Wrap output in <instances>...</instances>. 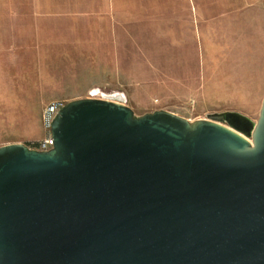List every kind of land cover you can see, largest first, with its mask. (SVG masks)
<instances>
[{
    "label": "water",
    "instance_id": "water-1",
    "mask_svg": "<svg viewBox=\"0 0 264 264\" xmlns=\"http://www.w3.org/2000/svg\"><path fill=\"white\" fill-rule=\"evenodd\" d=\"M93 92L0 144V264H264V91L255 120Z\"/></svg>",
    "mask_w": 264,
    "mask_h": 264
},
{
    "label": "rangeland",
    "instance_id": "rangeland-1",
    "mask_svg": "<svg viewBox=\"0 0 264 264\" xmlns=\"http://www.w3.org/2000/svg\"><path fill=\"white\" fill-rule=\"evenodd\" d=\"M0 0L9 48L0 144L36 142L52 101L122 93L139 115L257 117L264 91V0ZM19 7V8H18ZM17 9L19 11H17Z\"/></svg>",
    "mask_w": 264,
    "mask_h": 264
},
{
    "label": "crops",
    "instance_id": "crops-1",
    "mask_svg": "<svg viewBox=\"0 0 264 264\" xmlns=\"http://www.w3.org/2000/svg\"><path fill=\"white\" fill-rule=\"evenodd\" d=\"M34 2L41 6H53L54 3H57L56 0H34ZM11 11H14L11 5L0 4V21H8ZM17 11L19 10L17 9ZM4 33L5 30L3 32V29L0 28V92L8 91L9 88V48L6 37H3Z\"/></svg>",
    "mask_w": 264,
    "mask_h": 264
},
{
    "label": "built area",
    "instance_id": "built-area-1",
    "mask_svg": "<svg viewBox=\"0 0 264 264\" xmlns=\"http://www.w3.org/2000/svg\"><path fill=\"white\" fill-rule=\"evenodd\" d=\"M62 105L63 104L60 102L52 101L45 107V109L43 110V113H42V121H43L44 126L46 128H48V124H49L51 118L53 117V115L55 114V112ZM51 144H52V140H51L49 134H47V136H45L44 138H42L36 142L27 143L26 145L29 148H33V149H37V150H46V149L51 147Z\"/></svg>",
    "mask_w": 264,
    "mask_h": 264
}]
</instances>
